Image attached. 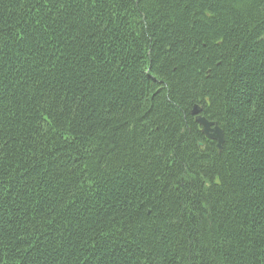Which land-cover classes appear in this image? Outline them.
Here are the masks:
<instances>
[{
	"label": "trees",
	"instance_id": "obj_1",
	"mask_svg": "<svg viewBox=\"0 0 264 264\" xmlns=\"http://www.w3.org/2000/svg\"><path fill=\"white\" fill-rule=\"evenodd\" d=\"M0 264H264V0H0Z\"/></svg>",
	"mask_w": 264,
	"mask_h": 264
},
{
	"label": "water",
	"instance_id": "obj_2",
	"mask_svg": "<svg viewBox=\"0 0 264 264\" xmlns=\"http://www.w3.org/2000/svg\"><path fill=\"white\" fill-rule=\"evenodd\" d=\"M193 114L195 115V122L201 127V133L204 137L216 142L217 148L220 149L223 144V133L217 123L208 121L202 117L201 110L198 106L193 107Z\"/></svg>",
	"mask_w": 264,
	"mask_h": 264
}]
</instances>
